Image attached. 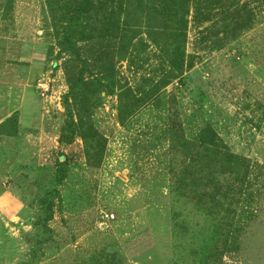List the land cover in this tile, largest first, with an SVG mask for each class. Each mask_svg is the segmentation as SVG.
Here are the masks:
<instances>
[{"label":"rangeland","instance_id":"obj_1","mask_svg":"<svg viewBox=\"0 0 264 264\" xmlns=\"http://www.w3.org/2000/svg\"><path fill=\"white\" fill-rule=\"evenodd\" d=\"M194 2L181 78L168 80L165 52L145 36L115 64L144 102L121 126L117 98L102 96L92 120L106 146L91 168L79 137L58 144L75 69L55 59L43 0H0V123L19 122L15 137L0 135V264H264V0ZM207 126L258 165L235 215L171 192L169 130L192 138ZM58 159L68 164L57 185Z\"/></svg>","mask_w":264,"mask_h":264},{"label":"trees","instance_id":"obj_2","mask_svg":"<svg viewBox=\"0 0 264 264\" xmlns=\"http://www.w3.org/2000/svg\"><path fill=\"white\" fill-rule=\"evenodd\" d=\"M194 1L205 7L214 3L213 0H43L47 35L53 40L50 47L58 49L55 59L65 55L75 69L74 74L67 76L68 91L63 96L66 120L58 137L59 146H69L79 137L90 167L101 166L106 139L96 130L92 115L100 107L102 96L117 98V120L121 126L128 123L144 102L121 84L115 64L126 59L134 42L145 36L156 49L165 52L168 80L181 78L186 70L184 48ZM18 126L17 115H12L0 123V135L15 137ZM169 137V149L177 158L171 174L173 194L215 218L235 215L239 205L254 197L257 183L251 179V172L258 165L232 153L210 126L192 138L170 129ZM60 156L65 157L63 152ZM67 164V159L56 162L57 185L66 178ZM222 228L216 229L224 248L229 233L223 234Z\"/></svg>","mask_w":264,"mask_h":264},{"label":"built area","instance_id":"obj_3","mask_svg":"<svg viewBox=\"0 0 264 264\" xmlns=\"http://www.w3.org/2000/svg\"><path fill=\"white\" fill-rule=\"evenodd\" d=\"M110 217V219H112L113 218V216H109ZM107 218H108V216H107Z\"/></svg>","mask_w":264,"mask_h":264}]
</instances>
